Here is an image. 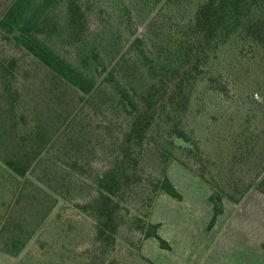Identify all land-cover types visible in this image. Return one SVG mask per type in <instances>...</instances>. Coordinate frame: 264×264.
I'll return each instance as SVG.
<instances>
[{
  "label": "rangeland",
  "instance_id": "374dc122",
  "mask_svg": "<svg viewBox=\"0 0 264 264\" xmlns=\"http://www.w3.org/2000/svg\"><path fill=\"white\" fill-rule=\"evenodd\" d=\"M83 3L87 18L76 42L63 3L44 36L14 37L2 23L11 0H0V264H152L145 233L169 197L153 191L159 179L166 175L197 196L190 208L196 218V201L212 193L201 177L231 202L228 197L237 198L264 166V54L228 44L211 62L212 81L198 85L183 120L198 152L167 143L144 152L139 183L124 198L116 242L110 252L100 251L97 222L79 207L99 196L120 150L124 117L105 94L89 99L92 81L98 87L102 64L110 67L128 54L135 38L150 51L165 47L170 30L186 23L197 0ZM9 160L27 165L26 175L13 172Z\"/></svg>",
  "mask_w": 264,
  "mask_h": 264
},
{
  "label": "trees",
  "instance_id": "16d2710c",
  "mask_svg": "<svg viewBox=\"0 0 264 264\" xmlns=\"http://www.w3.org/2000/svg\"><path fill=\"white\" fill-rule=\"evenodd\" d=\"M148 1L157 4L161 0ZM83 2L58 0L32 35L39 38L48 33L53 24V11L63 3L67 27L76 36V42H80L87 18L86 3ZM236 42L241 44L242 51L249 48L254 54H264V0H197L186 23L170 30L165 47L150 51L145 40L135 38L126 54L130 59L124 54L110 67L102 64L103 78L98 87L88 78L95 85L89 99L105 94L110 108L124 117L120 150L114 166L102 177L97 199L79 207L97 222L96 242L103 253L110 252L116 242L124 198L139 183L137 174L144 152L166 143L179 147L184 153L198 152L199 146L183 126V120L189 113L198 85L212 81L211 62L221 49ZM91 59L97 62L99 55L94 53ZM82 62L87 66L88 58ZM8 63L11 70L16 71V61ZM52 76L61 80L57 74ZM7 165L20 177L28 171L27 165L13 160ZM201 178L212 188L211 229L224 211L225 192ZM254 186L264 193V166L252 185L237 198L230 196L228 199L237 204ZM153 191H164L178 201L183 199L166 175L155 183ZM145 238H155L163 249L170 248L159 236L158 225L149 224Z\"/></svg>",
  "mask_w": 264,
  "mask_h": 264
},
{
  "label": "crops",
  "instance_id": "0c3cea01",
  "mask_svg": "<svg viewBox=\"0 0 264 264\" xmlns=\"http://www.w3.org/2000/svg\"><path fill=\"white\" fill-rule=\"evenodd\" d=\"M57 1L14 0L2 23L14 37L32 34ZM174 186L182 192V201L167 194L161 218L154 214L152 219L170 248L163 249L155 238L144 244L152 264H264V193L252 189L237 204L225 200L223 213L209 229L213 217L210 193L200 195L201 200L196 202L201 214L190 218L197 196Z\"/></svg>",
  "mask_w": 264,
  "mask_h": 264
}]
</instances>
